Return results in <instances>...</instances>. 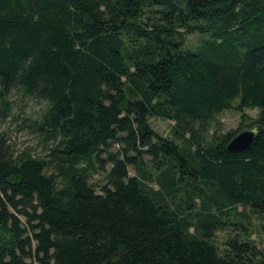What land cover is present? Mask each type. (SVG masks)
I'll use <instances>...</instances> for the list:
<instances>
[{"label":"trees","instance_id":"16d2710c","mask_svg":"<svg viewBox=\"0 0 264 264\" xmlns=\"http://www.w3.org/2000/svg\"><path fill=\"white\" fill-rule=\"evenodd\" d=\"M13 92L47 152L0 134V264H264V0H0V122Z\"/></svg>","mask_w":264,"mask_h":264},{"label":"rangeland","instance_id":"374dc122","mask_svg":"<svg viewBox=\"0 0 264 264\" xmlns=\"http://www.w3.org/2000/svg\"><path fill=\"white\" fill-rule=\"evenodd\" d=\"M205 35L193 34L186 37V43L189 46H194ZM11 104L10 115L0 122V134H4L8 139V144L14 152H20L23 150H29L36 157H43L47 152V147L43 142V137L39 136L33 127V122L38 121L41 115L46 110V104L42 100L22 96L18 92H13L9 96ZM237 101L233 103V107L236 106ZM257 110H246L243 115L246 118H254ZM242 113L235 109L225 110L217 116L219 123L220 133L237 131L241 125L243 117ZM172 123L165 122L163 120H151V125L154 130L161 136L166 137L169 135L170 125ZM252 126H246L243 130H249ZM242 130V131H243ZM130 175H133V171L129 170ZM94 181L103 183V175H94ZM226 235L218 233L216 241L219 246L222 245Z\"/></svg>","mask_w":264,"mask_h":264},{"label":"water","instance_id":"95a60500","mask_svg":"<svg viewBox=\"0 0 264 264\" xmlns=\"http://www.w3.org/2000/svg\"><path fill=\"white\" fill-rule=\"evenodd\" d=\"M260 126H254L249 130H243L235 135L228 143L226 150L230 153L243 152L251 147L255 138L261 133Z\"/></svg>","mask_w":264,"mask_h":264}]
</instances>
